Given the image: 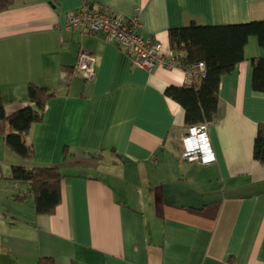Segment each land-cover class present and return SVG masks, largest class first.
<instances>
[{
  "label": "crops",
  "instance_id": "crops-1",
  "mask_svg": "<svg viewBox=\"0 0 264 264\" xmlns=\"http://www.w3.org/2000/svg\"><path fill=\"white\" fill-rule=\"evenodd\" d=\"M85 2L124 22L140 16L163 65L133 68L104 34L66 29ZM193 21H264V0H16L0 13L6 110L23 106L30 83L54 94L26 138L32 162L0 137V166H53L63 177L51 216L35 214L31 198L14 202L24 185L0 180V264H264V166L252 155L264 94L251 88L250 65L264 50L249 38L245 61L221 78L208 126L216 162H183V113L164 91L191 82L165 63L168 30ZM81 51L94 60L91 80L74 71Z\"/></svg>",
  "mask_w": 264,
  "mask_h": 264
},
{
  "label": "trees",
  "instance_id": "trees-1",
  "mask_svg": "<svg viewBox=\"0 0 264 264\" xmlns=\"http://www.w3.org/2000/svg\"><path fill=\"white\" fill-rule=\"evenodd\" d=\"M15 2L0 0V13L10 9ZM88 6L94 8L91 4ZM251 37L264 50V21L216 26H203L193 21L184 27L168 30V45L175 66L182 70H189L199 63L204 66V76L197 82L172 85L164 91V95L176 102L182 111L185 131L216 122L221 78L245 61L244 50ZM250 65L251 88L264 94V56L251 58ZM52 98L53 93L30 83L23 106L9 113L0 96V137L11 153L27 163L32 162L34 149L26 138L32 127L43 120L45 106ZM252 155L254 161L264 166V124L257 126ZM62 179L59 169L53 166L13 165L6 176L0 169V180L25 187L12 195L13 201L22 203L31 198L35 214L42 216L53 215L61 204Z\"/></svg>",
  "mask_w": 264,
  "mask_h": 264
},
{
  "label": "built area",
  "instance_id": "built-area-1",
  "mask_svg": "<svg viewBox=\"0 0 264 264\" xmlns=\"http://www.w3.org/2000/svg\"><path fill=\"white\" fill-rule=\"evenodd\" d=\"M79 26L89 32L102 33L107 41H114L121 46L130 58L133 68L151 72L156 64L163 65L162 44L151 37H141L140 35L143 28L140 16H135L124 22L120 17H116L102 8H89L85 2L68 18L65 28L76 29ZM93 64L94 60L91 54L81 51L78 54L74 71L84 74L86 79L91 80L95 71ZM165 66L168 68L177 67L172 59L166 61ZM183 71L191 83L197 82L204 76L202 63ZM181 142L180 158L183 162H196L202 166L216 162L206 124L188 128L182 136ZM194 145L199 146L200 149L194 150Z\"/></svg>",
  "mask_w": 264,
  "mask_h": 264
},
{
  "label": "rangeland",
  "instance_id": "rangeland-1",
  "mask_svg": "<svg viewBox=\"0 0 264 264\" xmlns=\"http://www.w3.org/2000/svg\"><path fill=\"white\" fill-rule=\"evenodd\" d=\"M177 147H179V145H175V151H177ZM180 148H181V145H180ZM19 160L22 161V162H24V163H26L22 159H19ZM0 167L3 169V171H2L3 172V176H6V174H7V172H6L7 168H5L4 165H1Z\"/></svg>",
  "mask_w": 264,
  "mask_h": 264
},
{
  "label": "bare ground",
  "instance_id": "bare-ground-1",
  "mask_svg": "<svg viewBox=\"0 0 264 264\" xmlns=\"http://www.w3.org/2000/svg\"><path fill=\"white\" fill-rule=\"evenodd\" d=\"M193 147L195 148L194 150H196V149H198V150H199V149H200V147H199V146H197V145H194Z\"/></svg>",
  "mask_w": 264,
  "mask_h": 264
}]
</instances>
